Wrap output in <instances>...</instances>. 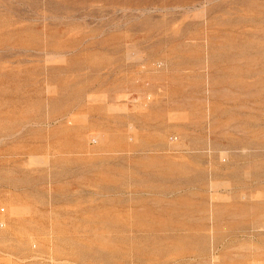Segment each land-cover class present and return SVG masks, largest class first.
<instances>
[{"label":"rangeland","instance_id":"374dc122","mask_svg":"<svg viewBox=\"0 0 264 264\" xmlns=\"http://www.w3.org/2000/svg\"><path fill=\"white\" fill-rule=\"evenodd\" d=\"M0 264H264V0H0Z\"/></svg>","mask_w":264,"mask_h":264}]
</instances>
